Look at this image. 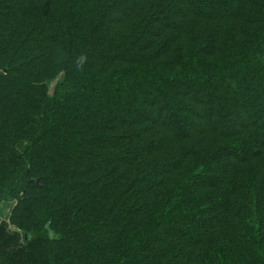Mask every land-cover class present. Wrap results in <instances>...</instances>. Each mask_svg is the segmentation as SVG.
<instances>
[{
	"label": "trees",
	"instance_id": "16d2710c",
	"mask_svg": "<svg viewBox=\"0 0 264 264\" xmlns=\"http://www.w3.org/2000/svg\"><path fill=\"white\" fill-rule=\"evenodd\" d=\"M21 182L0 264H264V0H0Z\"/></svg>",
	"mask_w": 264,
	"mask_h": 264
},
{
	"label": "crops",
	"instance_id": "0c3cea01",
	"mask_svg": "<svg viewBox=\"0 0 264 264\" xmlns=\"http://www.w3.org/2000/svg\"><path fill=\"white\" fill-rule=\"evenodd\" d=\"M20 184L24 185V182H21ZM12 207L13 205L11 207H9V205H7L6 207L5 205L0 206V218L4 219V223L0 225V228L3 229V236L0 237V241L10 242L7 247H10L13 245H19L22 243L19 241V239L22 238V232L20 233L16 227L13 226L14 227L13 228L12 225H10L8 222L9 214H10ZM5 209H8V210L4 211ZM23 238H24V235H23ZM17 242L19 244H16ZM7 247H0V253L3 249Z\"/></svg>",
	"mask_w": 264,
	"mask_h": 264
},
{
	"label": "rangeland",
	"instance_id": "374dc122",
	"mask_svg": "<svg viewBox=\"0 0 264 264\" xmlns=\"http://www.w3.org/2000/svg\"><path fill=\"white\" fill-rule=\"evenodd\" d=\"M54 84H55V80L50 81L49 85H50L51 89H52V87H53ZM19 144L20 145H18V147L19 146L20 147H19V150L18 151L22 152L24 150V148H25V145H23L22 143H19ZM23 188H24V185H21L19 183L15 187V189L13 191V197L11 199H9V200H6V201L2 202V204L0 206L5 205V207H6L7 205H9V207H11L12 205H14L16 198L19 197V195L21 194ZM7 210L8 209H5L4 211H7ZM3 223H4V219L3 218H0V225L3 224ZM12 227H13V225H12ZM13 230H15V229H13ZM18 231L21 233V231L19 229H18ZM23 235L24 234L22 233V238L19 239L20 242H23V240H24ZM1 236H3V229L0 228V237ZM9 243L10 242H8V241L7 242L6 241H0V247H7L9 245ZM16 244H19V243L17 242Z\"/></svg>",
	"mask_w": 264,
	"mask_h": 264
},
{
	"label": "water",
	"instance_id": "95a60500",
	"mask_svg": "<svg viewBox=\"0 0 264 264\" xmlns=\"http://www.w3.org/2000/svg\"><path fill=\"white\" fill-rule=\"evenodd\" d=\"M26 236V235H25Z\"/></svg>",
	"mask_w": 264,
	"mask_h": 264
}]
</instances>
